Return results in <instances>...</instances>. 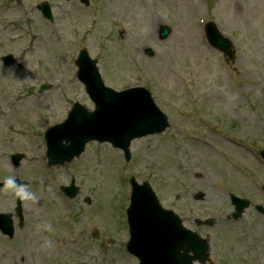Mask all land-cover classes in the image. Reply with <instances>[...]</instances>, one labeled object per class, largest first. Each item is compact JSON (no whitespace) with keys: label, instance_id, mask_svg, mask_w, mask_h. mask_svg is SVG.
I'll list each match as a JSON object with an SVG mask.
<instances>
[{"label":"rangeland","instance_id":"rangeland-1","mask_svg":"<svg viewBox=\"0 0 264 264\" xmlns=\"http://www.w3.org/2000/svg\"><path fill=\"white\" fill-rule=\"evenodd\" d=\"M40 1L49 3L51 21L37 9ZM202 19L232 40L229 62L204 40ZM162 23L172 29L164 40L157 36ZM81 47L97 59L106 85L146 87L169 125L133 140L127 162L109 143L90 142L78 158L48 167L43 130L74 101L93 108L74 76ZM42 83L48 87L39 93ZM262 148L264 0H0V181L27 180L35 194L19 197L26 219L19 228L18 196L0 188V212L15 225L11 238L0 233V264H137L123 251L130 175L147 180L191 229L194 218L213 217L214 227L197 230L209 239L214 264H246L247 239L237 237L264 221L253 207L264 208ZM10 153L24 154L17 168ZM71 177L79 190L69 200L60 186ZM229 193L252 205L227 224Z\"/></svg>","mask_w":264,"mask_h":264},{"label":"water","instance_id":"water-1","mask_svg":"<svg viewBox=\"0 0 264 264\" xmlns=\"http://www.w3.org/2000/svg\"><path fill=\"white\" fill-rule=\"evenodd\" d=\"M81 1L88 3V0ZM38 8L44 17L51 19L46 2L40 3ZM168 33L169 28L161 25L159 37L164 38ZM207 35L212 46L232 56L230 41L220 35L213 23L208 24ZM146 52L149 54L151 51ZM9 59V56L3 58L5 62ZM75 63L77 78L84 84L95 108L88 111L75 102L67 118L45 132L49 165L72 159L87 141L93 139L111 142L122 148L128 158L131 139L160 132L166 127V117L153 103L147 90L136 87L116 92L105 87L96 60L91 59L85 49H81ZM43 88L40 87L41 90ZM20 157H12L14 164ZM132 185L131 205L127 212L131 238L127 247L139 258L140 264H192L194 260L203 264L208 254L206 242L183 228L171 210L161 208L147 183L137 185L132 182ZM0 218L7 221L8 230L4 229L5 223L1 227L11 235L9 215Z\"/></svg>","mask_w":264,"mask_h":264},{"label":"flooded vegetation","instance_id":"flooded-vegetation-1","mask_svg":"<svg viewBox=\"0 0 264 264\" xmlns=\"http://www.w3.org/2000/svg\"><path fill=\"white\" fill-rule=\"evenodd\" d=\"M252 205V203L249 204V206ZM253 207L256 211L259 212V208L257 204H253ZM246 210L243 211V213ZM242 213V215H243ZM264 213V212H263ZM242 215L240 216V218L238 220H240L242 218ZM229 218V215H228ZM231 220V222H233L234 220L232 219H228ZM25 221L26 219L23 217L22 218V222L20 224V221H18V219L16 220V226L17 227H22L23 225H25ZM264 221L262 223L259 224V226L257 228H250L248 230V233H246L247 235H245V233H240L239 237H237V240L239 239L241 242L244 241V239L246 240L245 242H243L245 245L244 247V251L241 253V257H240V262L242 263H246L244 261V258H248L250 257L251 262H249L248 264H264ZM226 238H228L229 241V235H226Z\"/></svg>","mask_w":264,"mask_h":264},{"label":"clouds","instance_id":"clouds-1","mask_svg":"<svg viewBox=\"0 0 264 264\" xmlns=\"http://www.w3.org/2000/svg\"><path fill=\"white\" fill-rule=\"evenodd\" d=\"M4 184L6 188L14 190L15 195H17L21 199H24V200H34L35 199L34 193L28 192L26 190V186L18 185L17 182L12 177L6 178L4 181Z\"/></svg>","mask_w":264,"mask_h":264}]
</instances>
